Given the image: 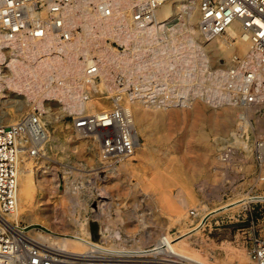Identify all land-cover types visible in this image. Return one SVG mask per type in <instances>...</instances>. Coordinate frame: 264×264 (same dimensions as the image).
I'll return each instance as SVG.
<instances>
[{"label": "bare ground", "instance_id": "6f19581e", "mask_svg": "<svg viewBox=\"0 0 264 264\" xmlns=\"http://www.w3.org/2000/svg\"><path fill=\"white\" fill-rule=\"evenodd\" d=\"M38 1L46 3L40 14L34 11ZM58 1L0 0V101L5 98L6 101L10 100L7 89L22 94L26 101H32L27 113L38 109L42 123L57 124L63 113L78 115L107 110L117 100L129 106L132 111L138 138L136 150L146 146L150 151H156V147L142 144V138L159 141L162 137H159L157 127L178 115V112L186 114L195 111L201 101L204 106L215 110L214 112L217 109L223 110L221 114L212 115L215 120H222L221 125L218 122L213 125L217 131L224 133L228 129L227 121H239L241 112L242 115L251 116L253 106L264 102L262 51L249 48L241 35L238 22L232 23L223 34L211 38L201 35L198 29L199 0H149L143 6L145 14L148 13L144 18L140 15H144L140 11L141 0H62L63 4ZM50 15L54 20H51ZM27 22H31L33 27H28ZM77 25L82 27V32L76 30ZM232 38L244 44L241 46L242 50L246 51V57L241 63H236L231 55L232 52L239 54L242 51L238 50L239 44L236 45L237 42H233ZM114 42L118 45L114 46ZM120 47L122 49H119ZM5 49L8 51L5 52ZM212 64L221 67L212 69ZM5 70L7 73L3 72ZM246 70L251 73L245 75ZM95 76H98L99 80H95ZM104 93V97H93L94 94ZM108 98L110 101L106 105ZM53 100L60 103L59 111H53L47 103ZM20 109L22 106L16 107V110ZM20 119L9 115L5 110L1 111L0 123L10 125ZM148 123L154 126L155 131L149 130ZM47 131V146L51 150L77 148V145L87 144L93 153H88L89 160H93L95 155L103 166H107L111 159L103 157L96 139L88 144L83 140L85 136L77 135L80 142L76 145L71 144L70 138L64 139L63 136L51 134L48 128ZM237 136L234 137L233 143L244 148L243 158L249 157L248 127L245 126L242 134ZM46 155L49 154L46 152ZM132 155L128 158L120 157V165L115 168L130 174L136 173ZM167 156V162H161L154 167L157 172L153 173L151 189L161 188V201H166L171 206L168 189L179 184L182 190L179 194L181 207H191L194 202L186 196L178 178V171L173 168L175 157ZM41 157L24 159L18 173L15 219L18 221L25 218L30 225H35L38 216L44 213L43 210L48 206L45 205L46 200H51L52 195L58 192V173L65 180L66 187L71 181L70 175L80 178L88 176L75 173L78 171L71 172L66 168L49 165ZM260 183L264 184L262 181ZM81 186L75 193H70V188L65 187L69 190L56 201L57 205L54 207H64L70 214L75 211L74 204H77V208L85 209V205L78 199ZM145 187L150 189V186ZM256 199L264 198L260 195H243L217 209L210 210L205 204L199 208L214 215ZM42 200L45 203L39 206ZM177 208L179 212V205ZM178 219L179 216L175 221ZM107 221L110 223L112 219L107 218ZM72 223V231L75 229L76 232L80 224L76 219ZM202 223L199 220L180 236H173L172 240L167 236L162 240H166L168 248L178 255L179 261L211 264L196 250L188 253V250L175 249L177 243H183L190 233L197 232ZM110 226L108 229H112V232L108 238L119 239L118 248H127L120 232L114 231ZM29 231L31 230L29 229L28 233ZM33 233L29 235L37 241L69 251L80 252L88 248L85 241L89 239L79 234L54 238L41 232ZM160 243L161 241L158 244ZM138 248L140 250V247ZM237 257L240 264H248L249 257ZM5 262L10 263L6 257L0 256V264Z\"/></svg>", "mask_w": 264, "mask_h": 264}, {"label": "rangeland", "instance_id": "374dc122", "mask_svg": "<svg viewBox=\"0 0 264 264\" xmlns=\"http://www.w3.org/2000/svg\"><path fill=\"white\" fill-rule=\"evenodd\" d=\"M76 28L78 32H82L80 25H77ZM232 39L233 42H237L236 45L239 44L237 48L241 51V45L244 44H241L236 38ZM113 45L118 44L114 42ZM6 51L8 49H5ZM262 53L264 55V51ZM231 55H238V60L241 63L246 57V51L242 50L239 54L232 52ZM211 67L216 69L221 66L212 64ZM3 72L7 73L6 70ZM249 73L251 72L245 71V75ZM95 80H99V77L97 76ZM120 86L122 87V85ZM6 93L10 100L6 101L7 98H5L0 101V114L2 110L17 118L27 114L32 101H26L22 94L8 89ZM104 96L106 93L93 95L94 98ZM109 101L108 98L106 105L109 104ZM47 103L53 111H59L60 103L58 101H47ZM203 104L204 102H199L198 108L193 112L186 114L178 112V115L157 127L160 134L158 135L162 137L159 141H151V139L143 137L142 144L156 147V151H150L146 146L137 149L132 155V162L137 168L136 173L133 174L115 168V166L120 165L121 158L118 160L109 159L107 166H103L95 155L93 160L88 159V153L91 154L92 152L86 146L87 144L77 145L80 141L72 130V121L77 114L63 113L57 124L56 122L47 123V128L51 134L63 136L64 139L70 138L71 144L77 145V148H64L59 151L51 150L47 146V154L49 155L42 156L47 164L66 168L71 172L78 171L75 173L88 176L80 178L70 175L69 180L71 181L67 186L70 190L72 188L70 191L66 189L65 180L58 173L59 182L57 183L58 186L56 185L58 192L52 195L51 200H46L47 203L43 200L40 202L39 206L43 203L48 206L46 208L41 207V209L45 208L44 213L38 216L35 225L28 224L25 218L18 221L22 225H27V230H31L27 233L31 235L34 234L33 232H41L55 238L60 235L79 234L89 240L110 239L111 247L118 248L120 240L108 238L112 232L108 226L112 223L110 227L114 231L120 232L122 238L127 239L125 247H140L141 250L145 246L158 244L163 235L164 238L168 236L172 240L196 225V222L205 213V210L199 208L200 205L205 204L210 210L211 208L213 210L243 195L264 194V184L260 183V181L264 183V179L260 180L261 177H264V169L260 170L257 167L251 152L249 157L243 158L244 148L233 143L237 149L231 160L223 162L220 159L223 145L233 141V136H240L245 126L249 129V144L256 137H264V102L253 106L254 111L251 116L250 114L242 115L243 112H241L237 123L227 121L228 129L225 133L215 129L213 123L218 122L221 125L222 120L219 118L215 120L212 115V113L221 114L223 110L217 109L214 112L215 110ZM17 106H22V109L16 110ZM35 111L38 112V109ZM0 124L7 125L5 123ZM147 126L150 131H155L152 124L148 123ZM83 140L88 144L90 141L95 142V139L90 136H85ZM167 155L175 157L173 168L178 171V178L182 182L186 196L194 202L191 207L185 209L181 207L179 194L182 193V190L181 185L178 186L179 184L172 185L167 194L172 202L171 206L174 204L176 208L169 206L166 201H161L159 194L161 188L158 190L157 187L156 189L152 187L153 189H151L153 173L156 174L154 167L161 162H167L169 158ZM79 165L81 166L79 167ZM79 186L81 187L78 199L85 205V209L77 208V204H74L75 211L71 212L73 215L71 216L68 209L60 208V206L54 207L57 205L56 201L61 199L67 190L70 193H75ZM145 186H150V189ZM177 204L180 214L177 210ZM192 208L197 209L198 214L196 216H188L187 213ZM177 215L179 219L175 221ZM107 218L108 220L112 219V221L109 223ZM75 219L80 224V228L76 232L75 229L72 231L71 228ZM249 232L255 236H264V201L250 200L243 205L210 215L197 232L190 233L183 240V243H177L175 249L177 248V251L188 250V253L196 250L205 256L208 263L211 264H240L238 255L249 257L250 240L247 236ZM229 255L232 257L229 258ZM248 259V264H255L250 257Z\"/></svg>", "mask_w": 264, "mask_h": 264}, {"label": "built area", "instance_id": "2783aa9c", "mask_svg": "<svg viewBox=\"0 0 264 264\" xmlns=\"http://www.w3.org/2000/svg\"><path fill=\"white\" fill-rule=\"evenodd\" d=\"M58 2L63 4L62 0ZM148 2L141 0L139 3L143 18L148 16L143 7ZM45 6V2L38 1L34 11L40 14ZM198 10V29L204 37L223 34L232 23L238 22L241 35L249 48L264 51V0H199ZM50 17L54 20L52 15ZM26 24L33 27L31 22ZM233 59L239 62L238 55L233 56ZM115 102L107 110L78 114L72 121V130L75 135L96 139L103 157L118 160L133 154L138 138L131 109L117 100ZM38 112L24 114L19 121L10 125L0 124V256L10 262L4 264H193L186 260L179 261L178 255L168 248L166 240L162 242L164 235L161 236L160 244L145 246L141 250L136 247L113 248L112 243L109 244L110 239L85 241L77 236L88 243V248L80 252L32 238L27 233V225L17 221L15 214L21 163L24 159L44 156L47 152V123L41 122ZM233 142L223 145L220 152L223 162L231 160L236 153L237 148ZM250 152L257 167L264 169V137H256L250 143ZM260 196L264 198V194ZM187 214L196 216L198 212L192 208ZM210 215L205 212L200 217L202 224ZM247 236L250 240V259L255 264H264V236H255L252 232ZM122 239L127 241L125 237Z\"/></svg>", "mask_w": 264, "mask_h": 264}]
</instances>
